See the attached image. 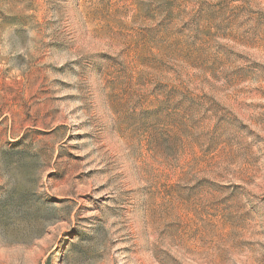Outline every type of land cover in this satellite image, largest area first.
Wrapping results in <instances>:
<instances>
[{"label": "rangeland", "instance_id": "rangeland-1", "mask_svg": "<svg viewBox=\"0 0 264 264\" xmlns=\"http://www.w3.org/2000/svg\"><path fill=\"white\" fill-rule=\"evenodd\" d=\"M0 264H264V0H0Z\"/></svg>", "mask_w": 264, "mask_h": 264}]
</instances>
